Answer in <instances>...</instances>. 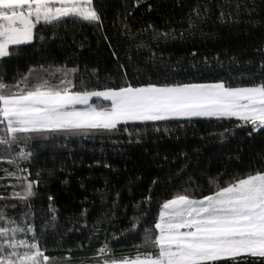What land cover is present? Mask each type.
<instances>
[{
	"label": "trees",
	"instance_id": "16d2710c",
	"mask_svg": "<svg viewBox=\"0 0 264 264\" xmlns=\"http://www.w3.org/2000/svg\"><path fill=\"white\" fill-rule=\"evenodd\" d=\"M198 2L205 0H142L138 7L135 0H95L102 27L69 22L54 40L51 30L38 29L34 43L21 46L11 58L0 59V74L11 83L15 73L43 65L53 71L61 66L75 69L70 78L76 85L81 80L119 84L125 72L133 84L214 78H224L232 86L260 83L264 79L260 67L264 0H241L247 7L237 14L233 6L231 16L223 20L216 0H211L210 16L189 29L187 17ZM125 22L132 33L151 23L161 35H171L157 43L151 41L152 29H147L141 38L151 41L152 51L138 50L139 40L132 43L122 34L127 31ZM27 144L24 151L31 156L19 167L29 169L24 175L30 179H39L34 186L37 194L24 202L12 198L20 185L4 169L20 173L16 166L0 162V197H6L0 199V208L17 224L34 225L53 264L103 262L149 250L142 239L144 229L157 214L158 201L169 198L166 193L206 188L209 177L245 172L264 163V129L252 132L251 125L234 117L128 122L111 132L35 138ZM20 150L15 146L13 152ZM149 195L151 202L144 203ZM137 216L138 232L131 229V220ZM18 238L23 237L18 234ZM105 243L112 256L98 254ZM226 264L264 261L241 256Z\"/></svg>",
	"mask_w": 264,
	"mask_h": 264
},
{
	"label": "snow or ice",
	"instance_id": "6c2138e0",
	"mask_svg": "<svg viewBox=\"0 0 264 264\" xmlns=\"http://www.w3.org/2000/svg\"><path fill=\"white\" fill-rule=\"evenodd\" d=\"M141 3L142 0H135L134 6ZM233 6L237 14L241 7H247L241 0H235L234 5L232 0H216L219 18L230 17L229 9ZM151 8L149 4V11ZM211 12V0L198 2L187 17L189 29ZM69 22L74 26L102 27L95 0H0V59L11 58L21 46L34 43L38 29L51 30L52 39H56ZM147 29H152L151 41L157 43L171 35H161L151 23L146 29L132 33L126 22L127 31L122 34L132 43L139 40L138 50L152 51L151 41L141 38ZM40 39L43 41L45 37L41 35ZM151 58L155 59V52ZM260 67L264 71V61ZM75 71L63 66L55 71L43 65L30 66L26 72L15 73L11 83L0 74V162L16 166L20 173L4 169L20 185V190L11 193L14 199L24 202L37 194L34 186L39 179H30L24 175L29 169L19 167V162L31 156L24 151L29 146L27 141L35 138H67L96 131L111 132L128 122L155 123L194 117H234L251 125L252 132L264 129V79L242 86H232L224 78L133 84L125 72L119 84L81 80L76 85L70 78ZM15 146L21 150L14 153ZM225 175L209 177L206 188H178L166 193L169 198L158 201L157 214L144 229L142 239L149 250L132 257L104 258L103 264H226L241 256L264 261V163L245 172H233L227 179ZM156 183L154 180L153 184ZM150 202L151 195L144 203ZM24 220L27 221V214ZM0 222V264H52L33 224H27L26 228L17 224L2 208ZM139 223L140 217H133L131 229L138 232ZM18 234L23 238H18ZM105 253L112 256L106 243L98 250V254Z\"/></svg>",
	"mask_w": 264,
	"mask_h": 264
},
{
	"label": "rangeland",
	"instance_id": "374dc122",
	"mask_svg": "<svg viewBox=\"0 0 264 264\" xmlns=\"http://www.w3.org/2000/svg\"><path fill=\"white\" fill-rule=\"evenodd\" d=\"M93 100H95V98H93ZM92 100V101H93ZM53 264V263H52ZM85 264H103V262H88V263H85Z\"/></svg>",
	"mask_w": 264,
	"mask_h": 264
}]
</instances>
